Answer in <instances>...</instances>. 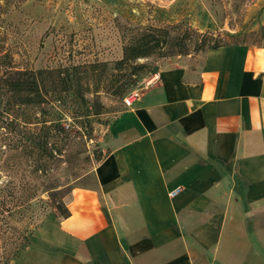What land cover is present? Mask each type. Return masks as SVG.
<instances>
[{
  "label": "crops",
  "instance_id": "crops-1",
  "mask_svg": "<svg viewBox=\"0 0 264 264\" xmlns=\"http://www.w3.org/2000/svg\"><path fill=\"white\" fill-rule=\"evenodd\" d=\"M251 8L245 42L162 64L96 186L65 196L21 264H264V0Z\"/></svg>",
  "mask_w": 264,
  "mask_h": 264
},
{
  "label": "rangeland",
  "instance_id": "rangeland-1",
  "mask_svg": "<svg viewBox=\"0 0 264 264\" xmlns=\"http://www.w3.org/2000/svg\"><path fill=\"white\" fill-rule=\"evenodd\" d=\"M255 1L0 0V47L12 57L15 70H68L73 79L78 78L81 83L70 96L84 94L88 101L89 119L80 116L87 128L75 137L72 134L62 159L52 166L54 178L62 185H66L69 178L71 185L64 186L66 193L71 188L96 186L95 170L110 151V129L127 108L126 95H139L153 85L154 75L163 63L177 61L189 71L194 70L208 47L245 42L246 36L240 33L254 15L251 7ZM174 24L180 27L166 36V57L155 53L132 62L131 68L119 64L124 46L139 27ZM133 67L137 71L130 80L133 86H127L132 87L125 96L121 95L126 75ZM0 108L3 109V105ZM73 115L72 109L65 111L67 125L74 123ZM1 126L0 122V132ZM13 152L6 151L0 164ZM26 165L24 162L22 168L27 169ZM44 198H48L47 194ZM66 199L64 197L65 204ZM53 217L62 218L59 212L47 207L33 220L13 221L17 227L28 230L29 238L16 255L10 254L6 264H21V256L35 243L36 228ZM13 239L14 236L12 242L3 243L0 253L13 250L21 241Z\"/></svg>",
  "mask_w": 264,
  "mask_h": 264
},
{
  "label": "trees",
  "instance_id": "trees-1",
  "mask_svg": "<svg viewBox=\"0 0 264 264\" xmlns=\"http://www.w3.org/2000/svg\"><path fill=\"white\" fill-rule=\"evenodd\" d=\"M179 27L180 24L139 27L124 46L119 64L131 68L132 62L155 53L166 57V36ZM223 45L226 44L213 45L207 50ZM134 68L126 75L121 95L125 96L133 86L130 80L137 75ZM79 83L78 78L73 79L68 70L61 68L15 70L12 57L0 47V106L4 107L0 108V161L6 151H14L0 164V248L3 243H10L13 236V241L21 240L13 250L0 253V264L8 263L10 254L13 252L12 255H16L28 242V230L17 227L13 221L23 223L33 220L47 207L64 218L70 216L64 202L68 194L64 186H70L71 182L67 177L68 183L62 185L54 178L52 166L62 159L72 134L75 137L87 128L80 117L89 119L86 97L84 94L70 96ZM129 85L132 86L129 88ZM67 109L74 111L73 124L67 125L64 120ZM24 162L27 169L22 168Z\"/></svg>",
  "mask_w": 264,
  "mask_h": 264
},
{
  "label": "built area",
  "instance_id": "built-area-1",
  "mask_svg": "<svg viewBox=\"0 0 264 264\" xmlns=\"http://www.w3.org/2000/svg\"><path fill=\"white\" fill-rule=\"evenodd\" d=\"M156 77V74L154 75ZM138 97V94L137 93H130L129 95H126L124 101H125V104L126 106H131L132 103L134 102V100ZM179 191V189H176L174 191L171 192V195H175L177 194Z\"/></svg>",
  "mask_w": 264,
  "mask_h": 264
}]
</instances>
